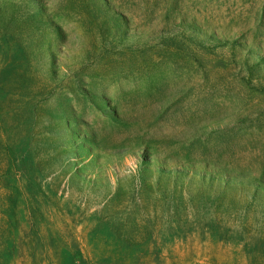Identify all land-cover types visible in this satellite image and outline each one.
Segmentation results:
<instances>
[{"label": "rangeland", "instance_id": "rangeland-1", "mask_svg": "<svg viewBox=\"0 0 264 264\" xmlns=\"http://www.w3.org/2000/svg\"><path fill=\"white\" fill-rule=\"evenodd\" d=\"M0 264H264V0H0Z\"/></svg>", "mask_w": 264, "mask_h": 264}]
</instances>
